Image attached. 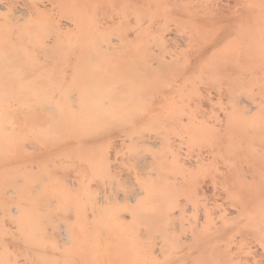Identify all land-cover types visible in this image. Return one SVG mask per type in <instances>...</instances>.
Returning a JSON list of instances; mask_svg holds the SVG:
<instances>
[{"label": "rangeland", "instance_id": "1", "mask_svg": "<svg viewBox=\"0 0 264 264\" xmlns=\"http://www.w3.org/2000/svg\"><path fill=\"white\" fill-rule=\"evenodd\" d=\"M4 1L10 45L6 60L8 81L11 85L21 86L23 97H27L25 88L33 84L41 89L44 87L53 95L67 89L75 91L80 102L91 96L90 87L99 82L103 73L130 65L140 66L138 58L132 60L127 50L120 48L133 43L129 35L132 26L129 18L137 10L145 15L146 28L160 20L168 30L184 37L186 44L177 45L179 42L173 39L174 44L168 52L177 54L179 64L167 70L146 69L149 91L144 95L140 93L137 100L140 104L134 111L137 115L154 110L150 113L155 123L152 133H164L174 143L176 159H198L213 171L240 163L251 170L246 174L254 175L255 179L249 178L247 193L264 197V0L246 2L252 11L244 26L242 21L211 22L208 17L219 15V12L210 7V0ZM230 4V12L228 8L224 12L225 18L234 7H239L237 0ZM38 25L41 30L39 42L27 43L26 38H20ZM218 35L227 43L222 41L209 53L205 52L200 64L193 66L203 45ZM39 44L46 48L41 49ZM104 44L109 47H103ZM232 73L245 78L232 79ZM238 99H244L249 106L231 111L230 106ZM163 100L167 101L164 105ZM80 112L72 111L73 121H78ZM223 112L227 119L236 122L230 135L223 132L226 121L221 116ZM193 118L197 122L190 126L195 128L194 133L189 129ZM122 124L117 128L123 129ZM111 129L115 130L106 124L93 127L75 122L69 128L61 127L59 135L54 137V156L36 157L38 144H33L36 147L15 144L11 150L2 152L0 256L8 259L9 264H125L123 260L129 256L136 258L135 264H163L166 261L168 252L155 250L153 253L154 238L149 224L141 225L144 230L138 236L134 226L102 219L107 214L103 211L115 205L111 201L114 198L106 199L110 194L143 190L154 184V177L139 173L130 163L121 160L125 148L109 147L104 138ZM229 138L230 141L247 140L250 149L240 157L221 149L217 151ZM94 139L98 142L93 146L81 147L75 142ZM63 141H69V145L58 147ZM50 149L46 147V150ZM100 150L110 154L111 162L116 157L118 167L115 172L97 174L94 171L100 160ZM189 168L184 165L181 169L174 168L172 173L185 175ZM120 169H128L134 176V183H127L126 176L118 175ZM42 172L46 177L43 184H50L54 178V221L49 223V212L40 211L39 226L34 230L37 232L28 238L25 236L27 231L23 233L16 224L17 214H8L5 206L8 202L16 208L36 210L40 189L33 192L30 189L40 183L38 177L41 178ZM98 194H103V199L99 200ZM208 196L204 198L210 199ZM114 201L120 209L127 206L124 201ZM194 213L196 216L195 211L188 213L189 218L185 217L184 222L191 223ZM189 231L190 227L186 225L184 230L176 232L180 241H175L171 250L178 251L184 246L183 236Z\"/></svg>", "mask_w": 264, "mask_h": 264}, {"label": "bare ground", "instance_id": "2", "mask_svg": "<svg viewBox=\"0 0 264 264\" xmlns=\"http://www.w3.org/2000/svg\"><path fill=\"white\" fill-rule=\"evenodd\" d=\"M247 1L252 0H237L239 7H234L230 16L225 18L224 12L227 8L230 12V3H235L236 0H210L208 1L210 7L219 12V15L217 13L208 19L210 18L211 22L225 20V23L242 21L244 26L248 13L252 11L248 8ZM7 22L6 2L0 0V156L2 152L15 147V144L20 147H32L33 144H38L37 147L33 145L39 150L36 151V157L54 156L52 148L54 137L59 135V128H69L74 122L93 127L106 124L115 129H111L105 135L104 139L109 147L125 148L121 160L130 163L134 169L140 171L139 173L154 177V184L143 190L138 188L127 193L110 194L106 199L114 198L111 201L115 205L103 211L107 212L103 220L122 221L127 227H135L133 230L138 236L144 230L141 225L149 224L154 238L153 253L155 250L168 252L163 264H264V197L258 198L247 193L246 185L249 183V178L255 181L254 175L246 174L251 170L238 163L221 166V169L213 171L198 159H176L174 143L164 133H152L155 123L151 114L154 110L148 114L137 115L134 111L140 104L137 101L140 93L144 95L149 91L150 84L147 83L146 69L167 70L179 64L180 59L177 54L168 52L174 44L173 39L179 42L177 45L186 44L184 37L168 30V26L160 20L151 24L152 27L146 28L145 15H141L137 10L129 18V23L132 24L129 35L133 43L120 48L127 50L132 60L138 58L140 66L130 65L127 68L103 73L99 82L90 87L91 96L79 102L77 93L69 89L55 92L53 95L52 92L43 89L44 87L41 89L40 86L32 84L25 88L27 97H23L21 86L10 84L6 61L10 47L7 40ZM39 27V25L35 27L31 33H24L20 38H26L27 43L39 42L41 38ZM190 41H193V37H190ZM222 41L227 43V40L218 35L212 41L205 43L198 60L197 58L193 60V66L200 64L203 54L212 51ZM39 47L46 48L40 44ZM103 47L109 46L104 44ZM231 77L245 78L234 73ZM165 101H162L163 105ZM233 103L230 106L231 111L249 106L244 99H238ZM76 110L81 112L77 116L78 121H73L72 111ZM221 116L226 118L223 132L232 134L236 122L227 119L224 112ZM128 118L130 119L127 122ZM192 120L189 129L194 133L195 128L190 126L192 123L196 125L197 122L194 118ZM121 124L123 129H118L117 126ZM104 139L100 140L103 142ZM230 140L229 138L227 143L224 142L217 151L221 149L240 157L250 149L251 145L247 140L241 138ZM75 142L85 147L93 146L98 141L94 139ZM68 145L69 141H63L58 147L63 148ZM47 146L51 149L46 150ZM98 157L100 160L96 162L94 168L97 174L110 170L115 172L114 169L118 167L116 157H113L114 161L111 162L110 154L103 150H100ZM184 165L190 166L187 174L172 173L174 168L181 169ZM118 175L126 176L127 183H134V176L128 169H120ZM45 178L42 172L41 180L38 177L40 183L34 184L30 189L31 192L40 189V194L37 196L39 206L36 210L16 208L6 202V212L17 214L16 224L23 229V233L27 231L25 236L28 238L33 237L37 232L34 233V230L39 226L40 211L49 212L47 216L49 223L54 221L56 207L54 178H51L50 184L46 185L43 184ZM8 191L6 190L5 193ZM25 195L30 197L28 193ZM205 195H210V199L204 198ZM103 196L98 194L97 198L100 200ZM114 200L124 201L127 206L120 209ZM191 211L197 212L196 216L194 213V220L185 223L184 218H189L188 213ZM186 225L190 227V231L183 236L184 246L178 251L171 250L176 244L175 241H180L176 232L184 230ZM152 260L153 257L150 262ZM123 261L125 264H135L136 258L129 256ZM8 262V259L0 256V264H9Z\"/></svg>", "mask_w": 264, "mask_h": 264}]
</instances>
